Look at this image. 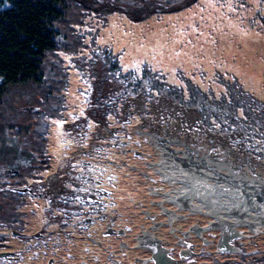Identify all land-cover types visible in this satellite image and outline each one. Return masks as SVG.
<instances>
[{
	"label": "rangeland",
	"instance_id": "1",
	"mask_svg": "<svg viewBox=\"0 0 264 264\" xmlns=\"http://www.w3.org/2000/svg\"><path fill=\"white\" fill-rule=\"evenodd\" d=\"M57 8L64 17L54 23L56 51L42 62L41 81L7 86L0 101V143L28 140L26 128L46 133L50 166L42 173L21 168L13 177L0 161V264H153L139 240L150 236L170 250L173 264H264L263 227L255 233L228 223L236 234L218 250L222 225L210 226L216 215L164 198L194 188L187 178L167 180L158 167L161 157L169 172L190 165L203 176L209 167L230 186V171L264 178V0H196L140 21L117 12L103 20L73 0ZM104 48L117 55L121 73L132 74L123 79L127 86L110 84L125 91L101 125L86 112ZM226 83L257 103H218ZM191 84L207 98L193 96ZM59 166L71 173L53 189L39 185ZM75 172L84 181L68 186L80 181ZM199 191L193 193L206 197Z\"/></svg>",
	"mask_w": 264,
	"mask_h": 264
},
{
	"label": "trees",
	"instance_id": "2",
	"mask_svg": "<svg viewBox=\"0 0 264 264\" xmlns=\"http://www.w3.org/2000/svg\"><path fill=\"white\" fill-rule=\"evenodd\" d=\"M5 1L8 6L0 9V101L3 97V89L7 86L25 85L30 82L37 84L41 81L42 62L48 52L56 51L55 35L57 32L54 23L57 21L61 22L60 20L64 17L62 11L57 8V5L63 0ZM0 2L4 3V0H0ZM73 2L76 7L81 8V11L101 15L103 20H105L106 15L117 12L125 15L131 21H140L155 14L183 9L196 2V0H73ZM261 23L264 26V21H261ZM102 56L103 60L100 61L101 70L92 76L93 96L90 98L91 106L88 107L86 116L96 124L105 125L107 116L115 115L112 110H109L110 103L115 102L117 98L116 94H119L120 98H122L125 91L124 87L114 90L110 84H117L119 82L120 85L127 86L128 84L123 82V79L132 73H121L117 55H114L110 50L104 48ZM96 59L94 57L95 61ZM147 73L149 72H142V77L148 75ZM155 83L157 84V82ZM155 87L161 86L155 85L151 89L155 90ZM191 87H194L197 91L193 96L207 98L198 87L192 84ZM225 88L227 94L223 97L222 102H218L220 104L229 103L235 106L236 109H239L251 107L250 104L242 103L244 100L248 99L251 104L257 103L255 99L252 100L250 98L248 92L244 91L241 86L236 90L238 97L234 95L235 88L230 87L229 89V84L227 83L225 84ZM177 99H183L182 94ZM230 121L232 123L237 122L233 117L229 118ZM26 129L27 135L30 136L28 140L21 141L20 136L12 138L13 144L17 142V146L11 147V142L6 145L0 143V161H3L7 165L4 172L11 174L13 177L20 174L21 168L28 169L35 167L41 173L50 168L45 150L47 144L45 139L46 133L41 136L34 130ZM35 137H40V142H37ZM69 170L71 169H66V172ZM66 172L63 167L59 166L57 172L51 175V178L47 181L43 180L39 182V185L43 183L45 189H53L55 188V180L57 181L64 177ZM68 173L70 174L71 172L69 171ZM75 173L78 175L76 178L80 181H64L68 186L72 185L76 187L84 181V175H79L77 174L78 172ZM41 178H38V180H41ZM3 180L4 178L1 176L0 183ZM12 190L18 192L15 189ZM52 191L50 195H52ZM57 198L60 199V196ZM96 203L95 200L87 202V205Z\"/></svg>",
	"mask_w": 264,
	"mask_h": 264
},
{
	"label": "bare ground",
	"instance_id": "3",
	"mask_svg": "<svg viewBox=\"0 0 264 264\" xmlns=\"http://www.w3.org/2000/svg\"><path fill=\"white\" fill-rule=\"evenodd\" d=\"M182 159L185 160V158ZM158 167L160 173L162 175L164 173L163 176L167 180V176L170 175L171 182H177L178 179L183 181L185 180L184 178H187V181L195 191H199L201 189L206 190V197L202 194L203 199H200L196 192L193 193V189L188 191L185 190L187 185L177 188L175 190L176 195L173 197L167 194L163 196L164 198H168L172 201L176 199V201L179 202L178 206L183 205V207L188 208L191 212H196L197 210H201L206 207L207 210L216 215V220L210 226L218 227L222 225V233L218 243V250L223 251L227 248L230 241L236 234V228L233 227L232 229L229 224L236 226V224L245 223L248 225L249 229L254 232L258 230L259 227L264 228V178L257 177L256 179L255 177L248 176L246 178H240V175H233L232 171H230L228 174L231 175L225 177L233 183L232 186H230L227 182H222L223 180H221V178H223L224 175L221 173L214 175L213 170L215 169L210 170L208 169L209 167L205 168L209 174L203 176L196 174L198 172V168L190 165L186 168L183 166H170L171 168L169 172L166 170L167 168L165 166V162L162 161V157ZM239 193H241L240 196H238ZM182 196L185 198V201L181 200L182 204L180 205V197ZM196 197H198V200ZM234 207H236L237 211L231 209ZM171 217L172 216L170 215L169 219H171ZM255 233H257V231ZM139 240L141 246L149 248L153 251V255L151 257L154 259L156 264H168L173 261V259L166 253V250L161 247L160 242L158 243L155 238L150 236L140 238Z\"/></svg>",
	"mask_w": 264,
	"mask_h": 264
},
{
	"label": "flooded vegetation",
	"instance_id": "4",
	"mask_svg": "<svg viewBox=\"0 0 264 264\" xmlns=\"http://www.w3.org/2000/svg\"><path fill=\"white\" fill-rule=\"evenodd\" d=\"M17 188H20V187H15V188H13V189H17ZM26 188V187H25ZM28 193V192H27ZM31 192H29V194H30ZM168 199V198H167ZM169 200V199H168ZM171 201V200H170ZM171 202H173L174 203V201H171ZM172 217H171V219L170 220H172L173 219V215H171ZM170 217V215H168V218ZM148 217L146 216V219H147ZM155 238V237H154ZM157 241H158V243L160 242L159 241V239H157V238H155ZM161 245V247H163L165 250H166V253L170 256L171 255V253H170V250L168 249V248H166V247H164L162 244H160ZM147 250H145V251H147V252H149L150 253V259L152 260V262H153V264H156L155 263V261H154V259L151 257L152 255H153V251L151 250V249H149V248H146ZM149 249V250H148ZM182 251L181 252H179V257H181L182 256ZM181 255V256H180ZM172 256V255H171ZM108 259V261H111V259L108 257L107 258ZM183 260V259H182ZM182 262V261H181ZM172 263H174V260H173V262Z\"/></svg>",
	"mask_w": 264,
	"mask_h": 264
},
{
	"label": "water",
	"instance_id": "5",
	"mask_svg": "<svg viewBox=\"0 0 264 264\" xmlns=\"http://www.w3.org/2000/svg\"><path fill=\"white\" fill-rule=\"evenodd\" d=\"M16 191H18V192H31L29 189H27V188H17V189H15ZM173 262V261H172ZM172 262H169L168 264H173Z\"/></svg>",
	"mask_w": 264,
	"mask_h": 264
}]
</instances>
